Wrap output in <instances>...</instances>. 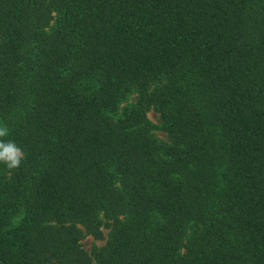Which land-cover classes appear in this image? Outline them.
<instances>
[{"label": "trees", "instance_id": "1", "mask_svg": "<svg viewBox=\"0 0 264 264\" xmlns=\"http://www.w3.org/2000/svg\"><path fill=\"white\" fill-rule=\"evenodd\" d=\"M5 126L0 264H264V0H0Z\"/></svg>", "mask_w": 264, "mask_h": 264}, {"label": "clouds", "instance_id": "2", "mask_svg": "<svg viewBox=\"0 0 264 264\" xmlns=\"http://www.w3.org/2000/svg\"><path fill=\"white\" fill-rule=\"evenodd\" d=\"M8 135V128L0 127V163H3L9 170H15L21 166L25 154L15 142L2 139Z\"/></svg>", "mask_w": 264, "mask_h": 264}, {"label": "rangeland", "instance_id": "3", "mask_svg": "<svg viewBox=\"0 0 264 264\" xmlns=\"http://www.w3.org/2000/svg\"><path fill=\"white\" fill-rule=\"evenodd\" d=\"M147 117L152 124L158 125L159 118H158L157 114L150 111V112H148ZM154 133L160 139L165 138V135L158 130H156ZM106 235H107V231H104V236L106 237ZM103 243H104V241H95L89 236H87L85 239L82 240V245L86 251H90L93 245L101 246Z\"/></svg>", "mask_w": 264, "mask_h": 264}]
</instances>
